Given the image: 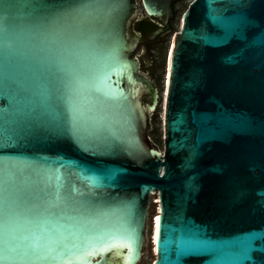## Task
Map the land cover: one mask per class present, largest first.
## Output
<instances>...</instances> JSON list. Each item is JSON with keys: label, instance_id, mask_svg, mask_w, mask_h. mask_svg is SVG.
<instances>
[{"label": "water", "instance_id": "obj_1", "mask_svg": "<svg viewBox=\"0 0 264 264\" xmlns=\"http://www.w3.org/2000/svg\"><path fill=\"white\" fill-rule=\"evenodd\" d=\"M170 1L143 3L153 16L170 12ZM212 9L238 25L230 37L212 23ZM134 13L133 0H0V37L12 49L10 60L0 55V84L12 78L48 97L43 125L0 145L17 201L16 264H140L150 195L160 201L154 264H175L168 241L181 229L226 247L254 234L251 259L232 264H264V0L190 4L173 37L163 150L147 136L157 90L129 53ZM20 102L15 89L0 88V114ZM85 109L89 118L73 129ZM68 225L94 237L91 246L66 247Z\"/></svg>", "mask_w": 264, "mask_h": 264}, {"label": "snow or ice", "instance_id": "obj_2", "mask_svg": "<svg viewBox=\"0 0 264 264\" xmlns=\"http://www.w3.org/2000/svg\"><path fill=\"white\" fill-rule=\"evenodd\" d=\"M210 18L214 25L224 30L226 38L230 37L235 32L236 27H238V25L230 23L228 19L216 9L211 10ZM205 38H207V36ZM10 43L8 35L0 37V45H2L0 46V55L7 60L12 58ZM58 81L59 77L55 74H53L49 80L52 92L57 94L60 92ZM4 87L10 90L15 89L17 97L21 102L9 113L0 114V145H3L5 142L12 143L14 141L26 140L35 128L42 126L43 114L39 111V107L48 98L47 94H43L40 97L29 95L28 89L18 84V82L12 78L0 84V88ZM96 90L98 91V89ZM89 111H91V109H85L78 114H74L71 127L74 129L76 122L89 118L87 116V112ZM11 177L12 173H5V170L0 168V264H16L17 261V257L11 254L13 252L11 241L14 237L10 224L11 218L14 215L13 208L17 206V201L13 197V189L9 186ZM55 187V196L59 203L62 200L61 192L58 185ZM57 206L58 204L53 205V207ZM67 207L68 206L65 204L66 209ZM51 215L57 214L51 213ZM58 215L60 219H72L71 216H68L67 211H62ZM67 227L69 229V235L66 239L70 238L71 243L67 244L66 247L77 248L81 240L85 247L91 246L94 242V237L88 235L83 229L77 233L72 231V225H68ZM256 239L257 237L254 234H249L239 244L226 247L215 244L204 238L199 229H188L187 231L181 229L178 235L169 239L168 243L175 245L174 253L177 257L175 264H183V258L202 256L205 254L213 257V260L210 261L209 264H222L225 260H227L229 264H232V262L241 255L246 259H251L248 254L252 252ZM260 251L264 252V249H260Z\"/></svg>", "mask_w": 264, "mask_h": 264}, {"label": "rangeland", "instance_id": "obj_3", "mask_svg": "<svg viewBox=\"0 0 264 264\" xmlns=\"http://www.w3.org/2000/svg\"><path fill=\"white\" fill-rule=\"evenodd\" d=\"M187 3L188 2L184 3V7L182 8V10L186 8ZM135 15H137L136 17L138 19L139 17H141V11L139 10L137 13H135ZM181 17V13H178L177 18L173 22L172 32L170 34H167L166 37H164L163 39H161L153 47L151 53H147L144 50L139 51V48L141 47V38L138 36V34H134L132 32L134 29V25L132 23L129 32L130 38L132 42H134L133 51H138L141 58L139 60L143 61L144 72H141L140 75L150 80V82L153 84V87L158 92L157 94L159 98L157 99V106H155V110L149 112L148 114V116L150 117V124L147 129V136L160 150H163V103L164 93H166L167 89L165 85V79L168 78L169 54L173 46V37L175 32H178L180 30ZM149 69H151L152 71L150 73H146V71H148ZM165 75H167V77H165ZM150 233L151 223L150 225L148 223L140 264H154V260H156V256L154 254V247L150 241Z\"/></svg>", "mask_w": 264, "mask_h": 264}, {"label": "flooded vegetation", "instance_id": "obj_4", "mask_svg": "<svg viewBox=\"0 0 264 264\" xmlns=\"http://www.w3.org/2000/svg\"><path fill=\"white\" fill-rule=\"evenodd\" d=\"M135 4V13H137L139 10L141 11V17L137 19V15L132 16L129 24H128V39H129V44H130V56L134 58L138 64V74L144 72L143 68V61L139 60L140 55L135 51H132L134 42H132L129 32H130V26L131 23L134 25L133 33L138 34V36L141 38L140 39V44L141 47L139 48V51L144 50L147 53H151L153 47L164 37H166L167 34H170L173 29V22L177 18V14L181 13L182 17L184 13L188 10L190 4L193 2V0H171L169 2V10L170 12H162L159 15H153L151 16L147 10L144 7L143 0H133ZM188 2L186 5V8L182 10L184 7V3ZM139 6V7H137ZM181 17V21H182ZM176 33V32H175ZM141 61V62H140ZM166 63V62H165ZM166 65V64H165ZM152 70L149 69L146 71V73H150ZM142 76V75H140ZM167 80V85H168V78L165 79V83ZM150 81V80H149ZM144 90L148 89L146 86H144ZM149 92V91H148ZM158 93V92H157ZM150 99H151V94L149 93ZM159 98V97H158ZM157 98V99H158ZM158 102V101H157ZM146 105V104H144ZM157 106V105H156ZM150 111H148L147 115L149 114ZM149 119V124H150V117L148 116Z\"/></svg>", "mask_w": 264, "mask_h": 264}, {"label": "bare ground", "instance_id": "obj_5", "mask_svg": "<svg viewBox=\"0 0 264 264\" xmlns=\"http://www.w3.org/2000/svg\"><path fill=\"white\" fill-rule=\"evenodd\" d=\"M172 49H173V46H172L171 51H170V54H169V69H170V61H171ZM167 59H168V57H167ZM165 77H167V75H165ZM168 78H169V70H168ZM165 85L167 87V80H166ZM165 94L166 93H164V99H165ZM156 105H157V103H155V105L152 108H150L148 111L151 112V111L155 110V106ZM158 221H159V214H155V215H153V217H151L150 241H151V244L154 247V252H155L154 254H155V256H156V234H157V222Z\"/></svg>", "mask_w": 264, "mask_h": 264}, {"label": "built area", "instance_id": "obj_6", "mask_svg": "<svg viewBox=\"0 0 264 264\" xmlns=\"http://www.w3.org/2000/svg\"><path fill=\"white\" fill-rule=\"evenodd\" d=\"M159 195H150L149 196V220L148 223H151V217L155 214H160L159 206Z\"/></svg>", "mask_w": 264, "mask_h": 264}]
</instances>
